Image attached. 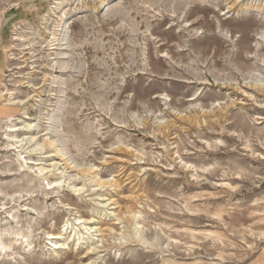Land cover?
Here are the masks:
<instances>
[{"label": "rangeland", "instance_id": "obj_1", "mask_svg": "<svg viewBox=\"0 0 264 264\" xmlns=\"http://www.w3.org/2000/svg\"><path fill=\"white\" fill-rule=\"evenodd\" d=\"M244 1L0 0V264H264Z\"/></svg>", "mask_w": 264, "mask_h": 264}, {"label": "bare ground", "instance_id": "obj_2", "mask_svg": "<svg viewBox=\"0 0 264 264\" xmlns=\"http://www.w3.org/2000/svg\"><path fill=\"white\" fill-rule=\"evenodd\" d=\"M230 4V3H229ZM257 4H261V3H257ZM249 5H254V6H256L255 5V3L254 4H252L251 2H249V1H244V0H232V2H231V4L230 5H228V7L229 8H232V7H236V6H239V7H246L247 8V6H249ZM262 5V4H261ZM15 117L14 116H12V115H8V116H6V117H4L3 119H4V122H5V130H6V132H5V138L8 136V134H9V132H15V131H17V130H19V129H23L24 127L26 128L27 126H28V123L27 122H25V121H22V126H16V124H13V123H11V121L14 119ZM28 129V128H27ZM28 140V141H31V137H22V138H20V139H18L17 141H19V142H21V141H23V140ZM48 144H50L51 145V143H50V141H48ZM12 147V146H11ZM36 147H38V148H41L42 147V144H36ZM48 234H50V233H48ZM16 235H18V233H14V236L13 237H11V239H13L15 242H17V240L16 239H18V238H16L15 236ZM12 245H14V243H12V242H10L8 245H6L5 244V242L1 239V237H0V256L1 255H4L5 254V251H6V248L7 247H10V246H12Z\"/></svg>", "mask_w": 264, "mask_h": 264}, {"label": "crops", "instance_id": "obj_3", "mask_svg": "<svg viewBox=\"0 0 264 264\" xmlns=\"http://www.w3.org/2000/svg\"><path fill=\"white\" fill-rule=\"evenodd\" d=\"M7 111L8 110L6 108H4L3 106H0V120L3 119V117L6 115Z\"/></svg>", "mask_w": 264, "mask_h": 264}]
</instances>
